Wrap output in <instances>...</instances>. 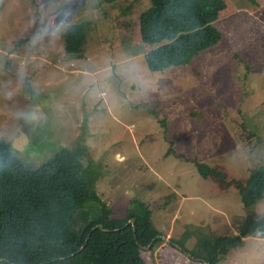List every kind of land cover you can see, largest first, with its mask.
Listing matches in <instances>:
<instances>
[{
    "label": "rangeland",
    "instance_id": "obj_1",
    "mask_svg": "<svg viewBox=\"0 0 264 264\" xmlns=\"http://www.w3.org/2000/svg\"><path fill=\"white\" fill-rule=\"evenodd\" d=\"M156 1L71 0L51 32L64 0H0V140L33 169L84 149L82 176L115 216L135 200L150 207L164 243L142 251L144 264H205L183 250L236 239L251 215L264 223V199L250 214L240 194L264 169V0H215L221 41L165 72L149 70L140 28ZM76 24L72 56L64 36ZM244 241L219 264H264V236Z\"/></svg>",
    "mask_w": 264,
    "mask_h": 264
},
{
    "label": "trees",
    "instance_id": "obj_2",
    "mask_svg": "<svg viewBox=\"0 0 264 264\" xmlns=\"http://www.w3.org/2000/svg\"><path fill=\"white\" fill-rule=\"evenodd\" d=\"M218 8L215 0H157L145 10L141 35L144 44L154 48L146 57L149 70L188 66L197 54L216 46L222 39L212 25ZM84 29L85 24H76L67 30L69 55H79ZM83 150L64 149L33 169L13 153L9 141L0 140V264H144L142 251L163 245V234L153 225L145 202L135 200L125 216L117 217L91 190V181L82 176ZM196 165L208 177L209 167ZM240 194L251 214L264 199L263 168L253 173ZM249 218L236 239H218L204 243L202 251L184 253L205 264H219L222 255L243 246L245 239L264 236V223L258 228L256 217ZM225 243L228 248L222 249Z\"/></svg>",
    "mask_w": 264,
    "mask_h": 264
},
{
    "label": "clouds",
    "instance_id": "obj_3",
    "mask_svg": "<svg viewBox=\"0 0 264 264\" xmlns=\"http://www.w3.org/2000/svg\"><path fill=\"white\" fill-rule=\"evenodd\" d=\"M70 2H71V0H64V3H62L56 9L55 15H52L51 19L48 22L49 31L56 32L62 27V23H63L62 13L68 8V5ZM43 11L46 14H50L49 5H45ZM73 22H74V18H73ZM22 117L27 121L39 119V117L37 116V114L35 112L24 113V114H22Z\"/></svg>",
    "mask_w": 264,
    "mask_h": 264
},
{
    "label": "crops",
    "instance_id": "obj_4",
    "mask_svg": "<svg viewBox=\"0 0 264 264\" xmlns=\"http://www.w3.org/2000/svg\"><path fill=\"white\" fill-rule=\"evenodd\" d=\"M257 6H253V7H251V6H249V8L248 9H246V10H250L251 12H252V14H251V16H253V13H255L256 11H260V10H258L257 8H256ZM251 8V9H250ZM261 9V8H260ZM236 11L235 12H237V11H241V10H243L242 8H238V9H235Z\"/></svg>",
    "mask_w": 264,
    "mask_h": 264
},
{
    "label": "water",
    "instance_id": "obj_5",
    "mask_svg": "<svg viewBox=\"0 0 264 264\" xmlns=\"http://www.w3.org/2000/svg\"><path fill=\"white\" fill-rule=\"evenodd\" d=\"M132 224L134 225V227L136 226V220H132ZM100 230H102V227H98ZM151 247H149L146 250H150Z\"/></svg>",
    "mask_w": 264,
    "mask_h": 264
}]
</instances>
